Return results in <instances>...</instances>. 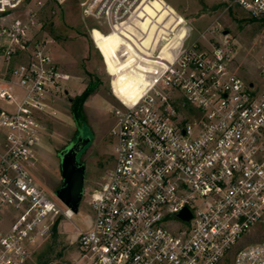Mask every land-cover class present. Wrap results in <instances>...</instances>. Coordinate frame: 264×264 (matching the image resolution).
<instances>
[{"label":"built area","instance_id":"2783aa9c","mask_svg":"<svg viewBox=\"0 0 264 264\" xmlns=\"http://www.w3.org/2000/svg\"><path fill=\"white\" fill-rule=\"evenodd\" d=\"M76 1L146 74L139 99L112 110V166L76 229L78 264H264V52L246 80L218 19L188 41L181 24L151 16L145 28L152 0ZM47 3L0 0V264H27L77 214L32 172L71 78L44 31ZM237 8L264 22V0H228L225 11Z\"/></svg>","mask_w":264,"mask_h":264},{"label":"rangeland","instance_id":"374dc122","mask_svg":"<svg viewBox=\"0 0 264 264\" xmlns=\"http://www.w3.org/2000/svg\"><path fill=\"white\" fill-rule=\"evenodd\" d=\"M47 2L44 31L50 33L53 55L71 78L65 82L68 94L61 95L62 99L55 102L57 112L44 118L46 131L32 172L38 183L55 195L62 181L60 152L81 140L77 159L86 167V195L73 220L62 221L37 247L27 264H78L80 251L75 242L76 229L88 226L89 192L99 185L112 166V110L121 104L120 98L126 103L142 95L146 74L144 65L132 64V52L122 47V44L128 45L125 40L109 32L103 22L83 19L76 0ZM227 3L228 0H155L146 5L145 28L149 29L148 23L153 16L160 22L165 20L166 27L181 24L179 37L187 35V40L192 41L218 19L231 33L233 70L246 80L255 79L264 52V22L250 18L240 8L225 11ZM150 28L143 43L145 46L152 39L156 25ZM124 35L135 40L128 31ZM175 41L173 39L171 44ZM90 83L95 89L83 105L86 118L78 123L72 114V102ZM14 93L21 94L18 89Z\"/></svg>","mask_w":264,"mask_h":264},{"label":"water","instance_id":"95a60500","mask_svg":"<svg viewBox=\"0 0 264 264\" xmlns=\"http://www.w3.org/2000/svg\"><path fill=\"white\" fill-rule=\"evenodd\" d=\"M224 33H228V30H225ZM65 93L68 94V90ZM81 145L82 142L80 140L60 152L62 184L55 194L75 213L79 212L85 194L86 167L77 159ZM180 216L184 219L191 217L188 210H184Z\"/></svg>","mask_w":264,"mask_h":264},{"label":"trees","instance_id":"16d2710c","mask_svg":"<svg viewBox=\"0 0 264 264\" xmlns=\"http://www.w3.org/2000/svg\"><path fill=\"white\" fill-rule=\"evenodd\" d=\"M94 89L95 86L93 85V83H90L82 94L73 99L72 114L74 120L78 122H83L85 120L86 116L83 112V105L86 99L93 93Z\"/></svg>","mask_w":264,"mask_h":264},{"label":"bare ground","instance_id":"6f19581e","mask_svg":"<svg viewBox=\"0 0 264 264\" xmlns=\"http://www.w3.org/2000/svg\"><path fill=\"white\" fill-rule=\"evenodd\" d=\"M155 0H152L151 2H154ZM173 42V40L170 42V43H168L167 45H166V47L168 46V45H170L171 43ZM166 47H165V49H166ZM112 68H113V66H112ZM139 99V98H138ZM137 99V100H138ZM136 101V100H135ZM135 101H130V102H126V103H133V102H135Z\"/></svg>","mask_w":264,"mask_h":264},{"label":"flooded vegetation","instance_id":"af4514ba","mask_svg":"<svg viewBox=\"0 0 264 264\" xmlns=\"http://www.w3.org/2000/svg\"><path fill=\"white\" fill-rule=\"evenodd\" d=\"M75 121H76V120H75ZM78 123H80V122H78ZM61 184H62V181H61ZM61 184H60V186H61ZM60 186H59V187H60Z\"/></svg>","mask_w":264,"mask_h":264}]
</instances>
